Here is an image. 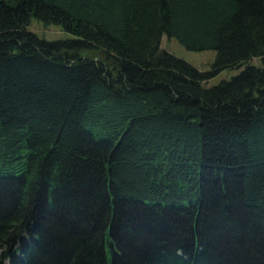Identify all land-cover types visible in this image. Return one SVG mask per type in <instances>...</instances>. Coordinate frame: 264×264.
I'll return each instance as SVG.
<instances>
[{
  "label": "trees",
  "instance_id": "16d2710c",
  "mask_svg": "<svg viewBox=\"0 0 264 264\" xmlns=\"http://www.w3.org/2000/svg\"><path fill=\"white\" fill-rule=\"evenodd\" d=\"M0 264H264V0H0Z\"/></svg>",
  "mask_w": 264,
  "mask_h": 264
},
{
  "label": "rangeland",
  "instance_id": "374dc122",
  "mask_svg": "<svg viewBox=\"0 0 264 264\" xmlns=\"http://www.w3.org/2000/svg\"><path fill=\"white\" fill-rule=\"evenodd\" d=\"M26 27L33 31L37 36L45 39L66 38L73 36L71 33L62 29L59 24L53 22H43L33 15H30L29 22ZM159 46L187 60L195 67L202 70L209 69L215 54V50L211 48L201 50L187 49L174 37L167 36L165 33H162L160 36ZM96 53L97 52L94 53L92 50L87 51V54H92L95 58H97V55H99V53ZM249 62L255 65L261 64V61L258 57H251ZM239 69L240 67H224L203 81L202 84L204 86H208L217 83L221 79H228Z\"/></svg>",
  "mask_w": 264,
  "mask_h": 264
}]
</instances>
